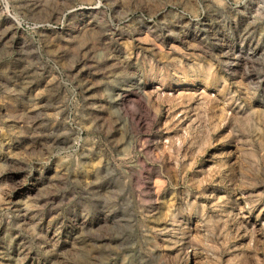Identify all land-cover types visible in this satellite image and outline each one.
Here are the masks:
<instances>
[{
	"label": "rangeland",
	"instance_id": "obj_1",
	"mask_svg": "<svg viewBox=\"0 0 264 264\" xmlns=\"http://www.w3.org/2000/svg\"><path fill=\"white\" fill-rule=\"evenodd\" d=\"M0 264H264V0H0Z\"/></svg>",
	"mask_w": 264,
	"mask_h": 264
}]
</instances>
